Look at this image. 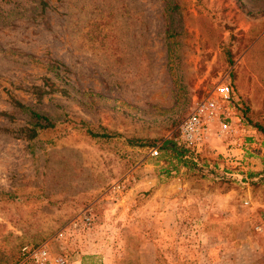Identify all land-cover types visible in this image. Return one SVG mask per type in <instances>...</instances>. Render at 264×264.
<instances>
[{
  "label": "rangeland",
  "instance_id": "obj_1",
  "mask_svg": "<svg viewBox=\"0 0 264 264\" xmlns=\"http://www.w3.org/2000/svg\"><path fill=\"white\" fill-rule=\"evenodd\" d=\"M19 2H0V264L41 243L68 264H264V182L241 180L264 158V0ZM226 76L262 135L245 168L214 140L167 176L161 140ZM32 111L54 126L31 138Z\"/></svg>",
  "mask_w": 264,
  "mask_h": 264
},
{
  "label": "built area",
  "instance_id": "obj_2",
  "mask_svg": "<svg viewBox=\"0 0 264 264\" xmlns=\"http://www.w3.org/2000/svg\"><path fill=\"white\" fill-rule=\"evenodd\" d=\"M243 105L229 76L216 84L199 100L195 101L189 112L177 126V140L192 151L194 160L213 141L225 145L220 152L226 163L244 169L243 149L247 148L249 137L257 130L250 126L242 113ZM255 139V138H254ZM236 150L237 152H234ZM151 156L158 155L154 147ZM73 228L83 229L90 225V217L73 220ZM19 264H68L62 255L53 253L47 243L35 246L24 245L20 250Z\"/></svg>",
  "mask_w": 264,
  "mask_h": 264
},
{
  "label": "trees",
  "instance_id": "obj_3",
  "mask_svg": "<svg viewBox=\"0 0 264 264\" xmlns=\"http://www.w3.org/2000/svg\"><path fill=\"white\" fill-rule=\"evenodd\" d=\"M33 1L36 2V5L38 7H41V9L43 8L44 5L43 0H33ZM0 2H10L12 3V7L21 8L19 6L20 4L19 0H0ZM242 113L245 116L244 111H242ZM31 115L35 119L34 127L32 128V130H30L31 138L36 136L37 134L36 127H38L39 129H46L54 126L53 122L43 114H39L35 111H32ZM256 127L258 128V130L261 131L262 134H264V126L257 124ZM87 133L90 134L91 136L106 135L104 133L99 134L98 132H94L88 129H87ZM128 141L131 144H134L135 142L134 140H128ZM159 150H160V157L163 158L168 163V165L163 169V172L167 176L171 174L172 170L178 172L180 170V167L185 168L187 171L195 170L196 161L194 160L192 151L178 142L177 130H175V132L172 134L170 138L161 140ZM198 157L199 156H197V159H200ZM261 165L262 168L260 170H257V172L248 171L247 176H242L241 180L245 181L249 178L251 180L256 179L255 181L258 182H264V158H261ZM99 261L100 259H98L97 256L91 254H84L80 257V264H101Z\"/></svg>",
  "mask_w": 264,
  "mask_h": 264
},
{
  "label": "crops",
  "instance_id": "obj_4",
  "mask_svg": "<svg viewBox=\"0 0 264 264\" xmlns=\"http://www.w3.org/2000/svg\"><path fill=\"white\" fill-rule=\"evenodd\" d=\"M262 137V135L259 133V132H256V134H255V139H258V138H261ZM262 139V138H261ZM248 141H252V138H249V139H247ZM236 151V150H235ZM256 161H253V163H255ZM255 169H258V166H255ZM77 264H80V262L79 261H77Z\"/></svg>",
  "mask_w": 264,
  "mask_h": 264
}]
</instances>
